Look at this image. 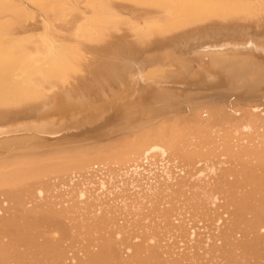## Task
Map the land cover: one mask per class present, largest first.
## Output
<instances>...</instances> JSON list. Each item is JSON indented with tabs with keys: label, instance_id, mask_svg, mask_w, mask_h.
<instances>
[{
	"label": "bare ground",
	"instance_id": "6f19581e",
	"mask_svg": "<svg viewBox=\"0 0 264 264\" xmlns=\"http://www.w3.org/2000/svg\"><path fill=\"white\" fill-rule=\"evenodd\" d=\"M30 2L0 0V264H264V0Z\"/></svg>",
	"mask_w": 264,
	"mask_h": 264
},
{
	"label": "rangeland",
	"instance_id": "374dc122",
	"mask_svg": "<svg viewBox=\"0 0 264 264\" xmlns=\"http://www.w3.org/2000/svg\"><path fill=\"white\" fill-rule=\"evenodd\" d=\"M26 1L29 2V3H31L30 0H26ZM82 6H83V5H82ZM85 6H86V5H85ZM82 8H83V7H82ZM86 8H87V6H86ZM263 8H264V7H262V10H261V8H259L261 11H260V10L258 11V9H256L257 12L254 13L253 10H252V12H251L252 14H253V13H254V14H257V15H256L257 18L259 17L258 19H260L261 24H262V25H260V26H264V10H263ZM254 11H255V10H254ZM39 12H40V10H39ZM39 12H38V13H39ZM39 14H40L39 17L42 16V17H41V20H42L43 17H45V16H44L41 12H40ZM242 14H243V13H242ZM248 14H249V13H248ZM259 15H260V16H259ZM36 18H37L38 21L34 20V21H36V22L33 21L34 23H32V22H30V23H31L32 27H33V25L35 24V25H34L35 27H33V28H39V29H41V26L43 25V21H41L40 18H38L37 16H36ZM36 18H35V19H36ZM258 19H257V20H258ZM40 21H41L42 23H39ZM40 24H41V25H40ZM38 25H39V26H38ZM25 26H27V24H25Z\"/></svg>",
	"mask_w": 264,
	"mask_h": 264
}]
</instances>
